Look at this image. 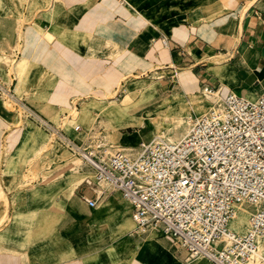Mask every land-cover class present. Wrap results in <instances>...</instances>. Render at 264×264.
Listing matches in <instances>:
<instances>
[{"label":"crops","instance_id":"crops-1","mask_svg":"<svg viewBox=\"0 0 264 264\" xmlns=\"http://www.w3.org/2000/svg\"><path fill=\"white\" fill-rule=\"evenodd\" d=\"M210 50L226 61L204 63L207 71L259 97L264 0H0V79L85 145L99 137L78 116L97 114L109 87L151 63L197 66ZM202 81L210 85V73ZM72 155L0 97V264H209L161 230L136 229L120 191Z\"/></svg>","mask_w":264,"mask_h":264},{"label":"built area","instance_id":"built-area-1","mask_svg":"<svg viewBox=\"0 0 264 264\" xmlns=\"http://www.w3.org/2000/svg\"><path fill=\"white\" fill-rule=\"evenodd\" d=\"M161 41L170 47L167 37ZM0 97L81 157L97 182L120 191L142 233L161 230L189 258L211 264H264V90L255 99L228 91L206 112L187 116L178 140L154 137L132 150L103 138L76 141L2 79ZM242 213L246 226L238 230L233 222Z\"/></svg>","mask_w":264,"mask_h":264},{"label":"rangeland","instance_id":"rangeland-1","mask_svg":"<svg viewBox=\"0 0 264 264\" xmlns=\"http://www.w3.org/2000/svg\"><path fill=\"white\" fill-rule=\"evenodd\" d=\"M220 57L222 56H216L214 51L210 50V54L205 56V60L200 59L203 62L194 67L178 65L175 68L151 63L144 71L140 70L134 75H129L117 85L109 87L106 92L108 96L100 98L98 113L91 114L88 108H85L82 114H79L76 123L89 128L96 126L94 137H105L104 140L115 147H136L139 141L152 139L161 130L174 134L175 123L179 117H183L185 120L177 128L183 130L182 136L187 130V116L204 113L214 105L212 98H210L211 94L205 90L204 84L206 83L202 81L208 73H210V85L208 86L213 87L215 92L219 91L220 95L216 96L217 98L233 88L232 84L237 83L224 81L225 76L219 74L222 79L212 69L207 71L208 65L204 63L210 62L212 65L226 61ZM229 72L236 79L235 72L232 70ZM261 90L253 97H257ZM72 113L78 115V110L74 109ZM101 123H103L102 126ZM68 129L69 127L66 128V130ZM139 130L149 137L146 139L141 136ZM44 135L48 138L46 134ZM115 135L132 138L129 140L130 143L126 145L117 141ZM76 156L72 155V161L76 162L77 166L83 167L88 173H93V178L96 180L93 169L86 165L82 159H76ZM97 184L108 185L106 182H97ZM239 222H246L244 213L233 225L238 227ZM134 226L135 223L132 221V227ZM173 240L179 247L176 240L174 238ZM199 259L203 260L205 257Z\"/></svg>","mask_w":264,"mask_h":264},{"label":"bare ground","instance_id":"bare-ground-1","mask_svg":"<svg viewBox=\"0 0 264 264\" xmlns=\"http://www.w3.org/2000/svg\"><path fill=\"white\" fill-rule=\"evenodd\" d=\"M150 84V83H149ZM216 96H218V94L217 93H215V94H211L210 95V98H212V102L213 103H216V102H218V100H219V97L217 98ZM212 107V106H211ZM144 116V115H143ZM109 121V120H108ZM183 121H185V120H183V117H179L177 120H176V123H175V127H174V129H176L175 131H174V134H169V133H166V131H159L158 133H157V135L155 136V137H165V138H167V139H169V140H178L179 138H181L182 136H181V134H183V130H178L177 128L178 127H180V125H182L183 124ZM110 122V121H109ZM143 122V121H142ZM141 122V123H142ZM179 136H181V137H179ZM133 148H135V147H127V149L128 150H132ZM76 159H81V157H79V156H77L76 157ZM78 161V160H77ZM74 163H76V162H74ZM127 200V199H126ZM128 201V200H127ZM129 202V201H128ZM130 203V202H129ZM130 205H131V203H130ZM132 206V205H131ZM235 221H237V220H235ZM235 221L233 222V224L235 223ZM246 221H247V219H246ZM245 226H246V222H239V224H238V230H244V228H245ZM202 256H200V257H197L196 259H199V258H201ZM190 259H193V258H189V260ZM205 260L206 261H208L209 262V264H211L210 263V261L207 259V258H205Z\"/></svg>","mask_w":264,"mask_h":264}]
</instances>
